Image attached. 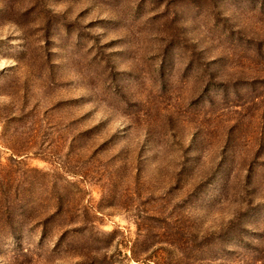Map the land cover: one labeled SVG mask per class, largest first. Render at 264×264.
<instances>
[{"label": "rangeland", "instance_id": "rangeland-1", "mask_svg": "<svg viewBox=\"0 0 264 264\" xmlns=\"http://www.w3.org/2000/svg\"><path fill=\"white\" fill-rule=\"evenodd\" d=\"M0 264H264V0H0Z\"/></svg>", "mask_w": 264, "mask_h": 264}]
</instances>
